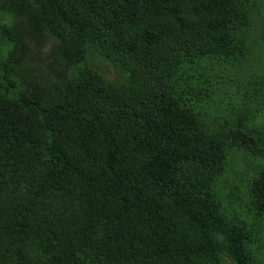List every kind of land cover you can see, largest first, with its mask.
<instances>
[{"label": "trees", "instance_id": "obj_1", "mask_svg": "<svg viewBox=\"0 0 264 264\" xmlns=\"http://www.w3.org/2000/svg\"><path fill=\"white\" fill-rule=\"evenodd\" d=\"M255 4L0 0V264H261L264 167L249 221L219 179L264 141L205 86L251 52Z\"/></svg>", "mask_w": 264, "mask_h": 264}, {"label": "rangeland", "instance_id": "obj_2", "mask_svg": "<svg viewBox=\"0 0 264 264\" xmlns=\"http://www.w3.org/2000/svg\"><path fill=\"white\" fill-rule=\"evenodd\" d=\"M250 14L252 18L251 52L244 55L236 66H224L222 70L216 66L215 70H209L211 82L206 83L205 86L217 94L214 96L215 107L212 108L211 118L214 117L217 120L221 116H227L230 112H235L234 115L241 118L243 116L253 118L255 128L264 141V0H256L255 7L251 9ZM13 20V11L0 12V27L3 25L10 27L13 25ZM4 53L6 54L5 50ZM90 61L106 78L115 79L118 76L114 66L100 57L90 56ZM14 70L18 72L17 69ZM31 70L33 68L28 66L27 74ZM19 73L20 71L17 74ZM24 79L27 82L30 81L28 75H25ZM262 166L264 167V160L259 155L241 151L231 152L228 164L219 179V189L223 194L221 198L223 207L234 210V213L229 215L233 221H237L238 217L242 218L241 214H246L249 205L247 184ZM248 218L249 216H246V220L249 221ZM259 224L261 233L264 235V224L262 221H259ZM222 262L228 263L229 260L223 256ZM261 264H264V258Z\"/></svg>", "mask_w": 264, "mask_h": 264}]
</instances>
